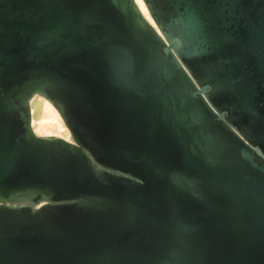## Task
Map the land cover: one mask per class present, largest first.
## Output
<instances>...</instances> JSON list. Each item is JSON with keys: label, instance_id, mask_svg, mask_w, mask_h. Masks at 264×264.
<instances>
[{"label": "water", "instance_id": "obj_1", "mask_svg": "<svg viewBox=\"0 0 264 264\" xmlns=\"http://www.w3.org/2000/svg\"><path fill=\"white\" fill-rule=\"evenodd\" d=\"M143 1L0 0V264H264V0Z\"/></svg>", "mask_w": 264, "mask_h": 264}, {"label": "bare ground", "instance_id": "obj_2", "mask_svg": "<svg viewBox=\"0 0 264 264\" xmlns=\"http://www.w3.org/2000/svg\"><path fill=\"white\" fill-rule=\"evenodd\" d=\"M143 14L152 21L150 13L143 0H136ZM41 98V99H40ZM40 99V101H39ZM34 101H39V113L33 107ZM31 125L33 131L44 137H59L69 141L70 129L66 125L61 113L56 109V106L47 98L40 96L31 102ZM69 129V131H68ZM56 132V133H54Z\"/></svg>", "mask_w": 264, "mask_h": 264}, {"label": "rangeland", "instance_id": "obj_3", "mask_svg": "<svg viewBox=\"0 0 264 264\" xmlns=\"http://www.w3.org/2000/svg\"><path fill=\"white\" fill-rule=\"evenodd\" d=\"M41 99V98H40ZM40 99H39V101H40ZM39 101H34V103H33V107H34V109L36 110V112H37V114L39 113V108H40V102ZM39 102V103H38ZM57 109V108H56ZM58 110V109H57ZM68 131H69V129H68ZM70 132V131H69ZM54 133H56V132H54ZM38 135H40V134H38ZM41 136H44V135H41ZM69 139H70V137H69Z\"/></svg>", "mask_w": 264, "mask_h": 264}]
</instances>
